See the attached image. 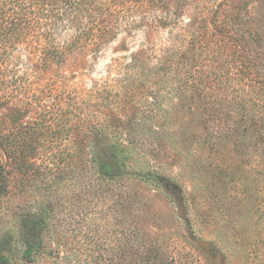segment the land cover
Masks as SVG:
<instances>
[{"label":"rangeland","instance_id":"rangeland-1","mask_svg":"<svg viewBox=\"0 0 264 264\" xmlns=\"http://www.w3.org/2000/svg\"><path fill=\"white\" fill-rule=\"evenodd\" d=\"M170 12L181 13L173 27L141 20L97 55L70 58L36 90L49 94L55 82L49 102L35 103L32 116L15 119L13 129L7 106L0 109L5 133L18 142L15 156L0 155L7 180L0 189V254L8 264H264V0H174ZM203 29L207 38L238 40L240 57L255 63L250 77L240 69L235 90L211 79L201 85L200 101L175 100L187 77L182 69L175 82L156 85L164 88L154 112L145 108L149 92L133 87L131 102L147 111L148 126L141 113L135 127L114 120L112 110L128 99L124 85L132 88L125 81L131 55L143 47L159 58L174 36L183 48ZM228 41L207 51L204 74L225 61ZM222 94L224 104L241 109L230 137L235 119L205 113ZM174 102L179 113L170 117ZM35 118L36 129L29 126ZM117 138L129 147L131 170L167 177L160 184L139 175L102 179L94 158ZM27 219L39 223L32 234ZM30 241L37 245L27 253Z\"/></svg>","mask_w":264,"mask_h":264},{"label":"trees","instance_id":"trees-1","mask_svg":"<svg viewBox=\"0 0 264 264\" xmlns=\"http://www.w3.org/2000/svg\"><path fill=\"white\" fill-rule=\"evenodd\" d=\"M173 1L0 0V109L7 106V115L11 118L8 127L13 129L15 119H25L27 113L30 115L35 103L45 105L49 102L48 97H50L51 90L54 89L55 82L51 84L52 87L47 88L50 90L49 94L40 95L41 92L44 94L45 89H43L36 95V90L44 88L47 82L49 83V81H45L46 78L51 75L53 77L55 75L54 71L63 67L64 63H67L73 56L97 55L106 44L116 39L120 33H131L134 29H137V25L141 20L151 22L152 25L155 23L169 27L177 25L175 15L181 13L170 12V5ZM157 24L155 27H157ZM204 30L197 35H193L187 46L183 48L179 47L178 38L174 36L173 39L169 40L168 47L164 48L162 55L159 58L153 56V60L150 55H147L143 47L134 52L131 55L130 64H127L130 71L125 79L129 82L127 85H131L132 88L129 89L124 85V92L128 99L133 96V87L144 89L149 92V96L145 100V108H151L149 112H154L156 107L161 109L162 99L160 94L164 84L171 81L175 82L179 76L178 71L182 69L187 72V77L183 84L179 85L175 100L179 97L180 99L182 97L186 99L187 97L200 101L204 97L205 83L212 80L221 82L222 78L224 79L223 82L226 83L225 86L228 87V84L233 89V86L238 85L237 74L241 75L240 69L244 71L242 74L244 78L250 77L249 71L252 70L255 63H247L242 56L240 57L238 40L230 35L227 36V34L222 36L211 34V37L207 38L206 30ZM226 38L229 39V43H224L227 49L225 61L218 63L217 69L213 70L212 67H209L207 73L204 74L201 67H204V64L208 61L207 51H213L211 46L214 43L217 44L216 46L221 47L223 39ZM22 50L26 51V57H21L20 52ZM186 66H189V68ZM20 67H22V70ZM162 81L164 84L157 87L156 85H159ZM201 85L204 87L202 90ZM190 87H193V90ZM223 98L225 100L227 96L222 94L216 97L220 104L208 103L205 107V113L208 117H214L215 119H235L237 124L231 123L229 125L231 128L227 132L230 137L240 127V120L236 118L241 109L238 107V103L224 104L222 102ZM237 98L236 96L234 99L237 100ZM127 100L118 102L116 109L112 110L114 112L111 111L112 118L125 126L135 127L139 122L141 123L140 119L145 120L148 118V115L145 116L147 111L142 107V110L137 108L136 104L138 103L131 102V98L128 103ZM176 104L174 102L168 108L170 117L179 113L177 112L179 107ZM125 109H127V112ZM124 111L126 113H123ZM129 112L134 113L133 116L129 115ZM139 113H141L142 118H140ZM149 118L153 117L149 116ZM37 120L38 118L33 119L34 122L31 125L28 122L23 125L27 126L29 124L31 128L36 129ZM145 122L144 125L148 126V121L145 120ZM39 123L42 128L43 124ZM4 127L3 121H0V155L1 152H6L7 155L14 154L15 156L18 142H14L13 138H9L11 130L5 133ZM220 128L222 127L220 126ZM251 128L247 126L244 128V132L251 134ZM219 132H221L220 129ZM28 133H30V130ZM155 133H160V128H157ZM101 139L103 138H99V143H102ZM231 141L235 146L237 145L235 140ZM27 142V138H25L24 143L28 144ZM152 142L155 143L152 145V151L160 152L156 142ZM26 149V147H23V151ZM128 149L129 147L126 146L124 140L119 138L111 140L108 146L98 148L94 159L98 163V170L102 179H122V177H126L124 175H139L141 181L149 182L153 180L160 184V180L167 177L152 168H147L145 171L136 170L138 172L134 169L131 170L129 166L130 156L128 155L130 150ZM3 173V163L1 161V190L5 189L7 181ZM25 223L31 234L36 231L39 225V223L32 222L29 219ZM36 245L35 241L28 242L26 252L29 253ZM0 264H8L7 257L1 254Z\"/></svg>","mask_w":264,"mask_h":264}]
</instances>
